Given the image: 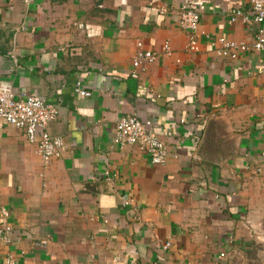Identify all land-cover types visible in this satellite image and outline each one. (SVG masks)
Here are the masks:
<instances>
[{
	"label": "crops",
	"instance_id": "1",
	"mask_svg": "<svg viewBox=\"0 0 264 264\" xmlns=\"http://www.w3.org/2000/svg\"><path fill=\"white\" fill-rule=\"evenodd\" d=\"M188 7L196 53L177 23ZM236 8L248 0H0V83L54 103L64 139L46 167L0 126V264H264V51L212 44L254 41ZM137 40L156 58L133 78ZM124 115L151 120L164 164L114 142Z\"/></svg>",
	"mask_w": 264,
	"mask_h": 264
},
{
	"label": "built area",
	"instance_id": "2",
	"mask_svg": "<svg viewBox=\"0 0 264 264\" xmlns=\"http://www.w3.org/2000/svg\"><path fill=\"white\" fill-rule=\"evenodd\" d=\"M237 19L256 26L254 41L251 44H246L218 36L212 41L216 54L233 59L240 51H264V0H248L247 10L236 8L229 20L234 22ZM177 23L187 33L186 51L189 53L198 52L199 12L191 7L183 9L179 13ZM78 27L82 28L83 24L79 23ZM136 44L138 50L132 58L133 69L130 73L133 78H137L139 72L145 70L147 64L156 58V52L143 49L140 40H137ZM161 49L167 56L172 54L168 40L163 42ZM74 90L80 95H89V92L82 88L79 81L74 84ZM57 115V106L43 95L18 92L0 83V126L9 124L23 129L28 141L37 143V152L46 167L54 158H58L64 149L63 137L51 134L48 130L49 124ZM113 140L119 144L135 145L138 150L148 155L153 164H164L168 160V147L152 129L151 120H143L135 115L121 116L115 123ZM122 199L124 203H127L125 198ZM6 216L7 210L0 207V217L3 220L2 230L5 231V235L10 232L9 226L4 224ZM4 239L8 241V235ZM169 245V242H165L163 247L167 248Z\"/></svg>",
	"mask_w": 264,
	"mask_h": 264
}]
</instances>
